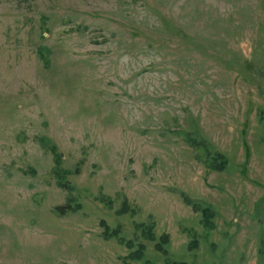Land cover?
<instances>
[{
  "label": "rangeland",
  "instance_id": "1",
  "mask_svg": "<svg viewBox=\"0 0 264 264\" xmlns=\"http://www.w3.org/2000/svg\"><path fill=\"white\" fill-rule=\"evenodd\" d=\"M172 262L264 264V0H0V264Z\"/></svg>",
  "mask_w": 264,
  "mask_h": 264
},
{
  "label": "trees",
  "instance_id": "2",
  "mask_svg": "<svg viewBox=\"0 0 264 264\" xmlns=\"http://www.w3.org/2000/svg\"><path fill=\"white\" fill-rule=\"evenodd\" d=\"M193 144L195 145H202L207 154L209 153V150L207 148V146L205 144H202V142H199L195 139H192ZM209 160H208V166L211 169H216V170H223L225 169L226 165H227V159L226 157L217 151H213L212 153H210L208 155ZM60 185H63L60 183ZM184 200L186 201L187 204L192 205L193 209L195 211H199L201 216H202V222L205 226L207 227H211L212 226V217L214 215L213 211L206 206H202L200 203L196 202L195 200L189 198L186 195H183ZM78 206V205H76ZM69 207V205L66 206H56L55 209H58L59 212H64V208ZM127 203L124 201V204H122V209H120L118 212H125L127 211ZM141 228V231L144 235L145 238L149 239V240H155V234L153 232V226L152 225H145V224H141L138 225ZM103 236L105 238H110L113 236H116L118 241L121 243H124L127 247L131 248L133 246L132 241L131 240H124V238L122 236H119V228H113L110 229L107 225L104 224V231H103ZM168 241V236L166 234L161 235L158 238V241L156 242V246L159 250H161L162 252L165 251V248L163 247L164 244H166ZM144 250H145V245L144 243H138L137 247L133 250L130 251V253L128 254V258L130 259H135V260H139L142 258L143 254H144ZM172 264H178L177 262H172Z\"/></svg>",
  "mask_w": 264,
  "mask_h": 264
}]
</instances>
